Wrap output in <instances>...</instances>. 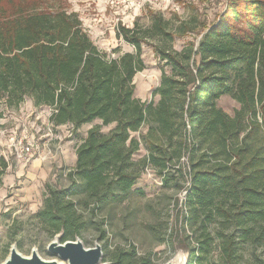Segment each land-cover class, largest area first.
I'll list each match as a JSON object with an SVG mask.
<instances>
[{
  "label": "trees",
  "instance_id": "16d2710c",
  "mask_svg": "<svg viewBox=\"0 0 264 264\" xmlns=\"http://www.w3.org/2000/svg\"><path fill=\"white\" fill-rule=\"evenodd\" d=\"M193 23L172 33L155 18L154 32L169 41L188 32L195 39L178 51L153 47L170 72L162 69L151 100L142 102L133 79L144 69V38L134 30L119 26L116 37L135 52L110 58L63 0H0V120L30 99L51 110L53 129L75 134L100 122L74 146L71 186L45 183L34 215L61 243L80 236L95 211L124 202L141 170L167 184L172 167L188 175L184 220L198 234L187 264H200L214 249L223 264H240L245 247L252 255L264 249V0H226L214 24ZM222 97L237 104L232 114L218 106ZM141 149L146 156L136 163ZM6 165L0 159V176ZM133 257V249L119 251L113 264Z\"/></svg>",
  "mask_w": 264,
  "mask_h": 264
},
{
  "label": "rangeland",
  "instance_id": "374dc122",
  "mask_svg": "<svg viewBox=\"0 0 264 264\" xmlns=\"http://www.w3.org/2000/svg\"><path fill=\"white\" fill-rule=\"evenodd\" d=\"M63 2L68 11L78 14L98 50L110 58L135 52L133 46L116 37L119 26L134 30L144 38L141 44L144 69L133 79L134 96L142 102L151 100L152 92L160 83L162 69L170 72L164 62L154 56L153 47L178 51L186 42L195 39V34L188 32L182 38L169 41L154 32L155 18L160 17L165 28L175 33L182 23L184 29L195 26V18L199 22L204 20L207 26L214 24L226 5V0ZM218 106L232 114L237 104L229 97H222ZM49 115V108H34L31 100L26 99L19 109L7 112L0 120V159L7 164L0 176V264L9 257L12 247L24 258L34 253L43 261L66 264L47 250L50 242L62 244L60 235L51 236L42 230L34 215L42 204L45 183L57 189L71 186L68 172L73 167H69L68 158V162L62 161L65 154L68 157L64 151L70 148L68 144L76 146L86 131L100 122L84 125L74 134L70 127L53 129ZM110 129L112 126L102 127L101 133L106 134ZM25 146H34V152L28 157H20V150ZM145 156L141 149L134 155V161L137 163ZM75 162L76 157L74 165ZM166 175L169 181L164 184L151 169L141 170L127 199L95 211L91 219H84L83 231L74 241L81 242L85 249L100 246L102 259L99 264H113L119 251L130 252L132 249L135 257L128 264H139L137 259L140 257L148 260L147 264H187L188 246L196 247L198 235L184 220V214L188 215L184 206L188 175L172 167ZM76 199L84 205L83 194H78ZM101 230H105V237L99 240ZM242 256L240 264H264L263 248H258L252 255L245 247ZM200 264H223L219 250L210 251Z\"/></svg>",
  "mask_w": 264,
  "mask_h": 264
},
{
  "label": "water",
  "instance_id": "95a60500",
  "mask_svg": "<svg viewBox=\"0 0 264 264\" xmlns=\"http://www.w3.org/2000/svg\"><path fill=\"white\" fill-rule=\"evenodd\" d=\"M48 252L59 257L66 264H99L102 259V249L96 245L91 249H85L78 240L67 241L62 244L50 242L47 247ZM3 264H63L56 261H43L36 254L29 258H24L16 252L10 250L9 257ZM166 264H172L167 262Z\"/></svg>",
  "mask_w": 264,
  "mask_h": 264
},
{
  "label": "crops",
  "instance_id": "0c3cea01",
  "mask_svg": "<svg viewBox=\"0 0 264 264\" xmlns=\"http://www.w3.org/2000/svg\"><path fill=\"white\" fill-rule=\"evenodd\" d=\"M62 127H67V126H62ZM88 131V130H87ZM86 131V132H87ZM78 132V131H77ZM86 135V134H85ZM85 135L83 136V138L85 137ZM68 146L70 147L69 149H68V147L66 148V150L64 151V152H66L67 151V153H68V157H67V154H65V158L63 157V160L62 161H64V162H68L67 161V158L69 159V162H68V165H69V167L70 168H72V167H74V160H75V153H74V147L73 146H71L70 144H68ZM69 151H72V152H69ZM72 153V154H71ZM71 155V156H70ZM65 167V166H64Z\"/></svg>",
  "mask_w": 264,
  "mask_h": 264
},
{
  "label": "built area",
  "instance_id": "2783aa9c",
  "mask_svg": "<svg viewBox=\"0 0 264 264\" xmlns=\"http://www.w3.org/2000/svg\"><path fill=\"white\" fill-rule=\"evenodd\" d=\"M50 113H51V110H50ZM34 149H35L34 146H29V147L25 146L22 150H20V154H21L20 157H28L32 155V153L34 152Z\"/></svg>",
  "mask_w": 264,
  "mask_h": 264
},
{
  "label": "bare ground",
  "instance_id": "6f19581e",
  "mask_svg": "<svg viewBox=\"0 0 264 264\" xmlns=\"http://www.w3.org/2000/svg\"><path fill=\"white\" fill-rule=\"evenodd\" d=\"M11 249H12V250H13V249L15 250V248H14V247H12Z\"/></svg>",
  "mask_w": 264,
  "mask_h": 264
}]
</instances>
